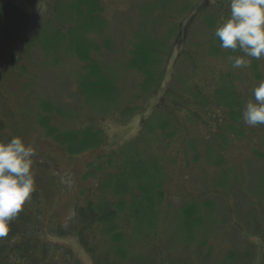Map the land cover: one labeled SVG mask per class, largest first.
<instances>
[{
	"label": "trees",
	"instance_id": "trees-1",
	"mask_svg": "<svg viewBox=\"0 0 264 264\" xmlns=\"http://www.w3.org/2000/svg\"><path fill=\"white\" fill-rule=\"evenodd\" d=\"M207 1L153 0L142 5L138 14L141 21L129 32L127 54L123 53L126 49L119 48L110 37H104L109 20L104 17L101 0H7L0 3V46L5 47L19 38L38 6L45 3L44 18H40L32 34L18 48L17 59L14 57L0 77V141L19 136L25 144H30L33 140L28 130L35 124L43 131L46 141L58 146L60 152L71 158L86 159L85 172L80 176L82 190L74 196L66 195L54 171L33 163L35 191L11 222L8 235L0 237V264H82L73 250L54 240L72 236L94 264H264L260 251L254 248L256 245L239 236L245 226L243 221L234 238L242 239L240 243H245V247L227 248L215 254V248L206 237L199 243L200 249L190 246L196 242L194 230L200 228L203 210L204 213L218 211L232 218L234 208L226 203L232 193L234 205L242 206L239 200L243 187L236 176L245 174L232 175L229 160L239 151L237 148L245 138L248 145H252L251 138L264 132V124L257 125V130L247 126L242 118L244 106L253 99L252 89L257 85L253 81L264 79V57L251 59L249 67L233 68L230 57L242 53L222 49L214 35L221 17L228 16L229 0ZM168 15L173 20L165 37L160 39L159 31L166 25ZM196 22L210 31L206 43L209 47L202 56L215 60L228 58L224 74H215L208 66L202 67L201 55L193 56L188 50L187 43ZM36 52L41 53L46 67H57L63 54L74 57L80 64L81 71L75 77L79 81L76 82L77 94L83 99L81 108L83 106L84 111L86 106L97 111L96 115L82 117L84 127H61V119H75L61 111L58 108L61 105L44 97L37 99L38 111L32 119L28 118L29 113L13 106L5 76L17 65L26 73V62L34 63ZM2 55L0 51V59ZM120 60H124L122 64ZM183 61L188 62L193 73L189 79L181 81L180 88L182 76L178 68ZM124 69L139 75L142 83L135 100H128L123 106ZM242 84L246 85L243 92L239 87ZM28 98L31 99L32 94ZM153 100H157L154 105ZM144 113L138 136L111 149L103 125L105 117L118 115L120 122L126 124ZM263 137L264 134L259 141L264 145ZM35 151L33 160L38 157V150ZM251 152L264 161V152L256 148ZM180 154L184 162H188L186 167L179 163ZM190 159L194 163L192 167L198 165V172L193 176L214 174L213 181L200 180L202 192L193 197L188 195L181 209L186 220V249L192 251L191 257L177 263L169 262L162 251L156 262L138 257L131 243H145L148 235L161 238L159 222L167 208L164 207L166 187L174 182L179 184L181 177L185 180L188 172L183 171L192 169H188ZM174 171L179 172L180 179L172 177ZM183 186L186 190L192 188L194 193L198 184L193 181ZM209 193L215 194V199L221 202L220 208L207 200ZM58 196L59 200L62 196L63 199L69 197L62 202L65 205L60 210L54 205ZM242 198L247 205L246 198ZM64 211L67 214L61 218ZM246 226L260 233L255 229L254 216L252 224L246 223ZM193 238L194 241H190Z\"/></svg>",
	"mask_w": 264,
	"mask_h": 264
},
{
	"label": "rangeland",
	"instance_id": "rangeland-1",
	"mask_svg": "<svg viewBox=\"0 0 264 264\" xmlns=\"http://www.w3.org/2000/svg\"><path fill=\"white\" fill-rule=\"evenodd\" d=\"M6 1L7 0H0V3ZM152 1L153 0H101V4L105 8L104 17L107 16L109 20L107 35L104 37H110L114 44L119 48L126 49L128 38L131 39L129 32H131V29L134 30L139 24V21H141L138 16L140 13V7L142 5L150 4ZM213 1L215 0H208L207 2L209 3ZM44 13L45 3H41L19 38L11 44L9 43L6 47L0 46V51L3 52L2 58L0 59V77L2 76L3 70L13 61L14 57L15 60L17 59L18 53L16 52L18 51V48L32 34ZM229 14L230 7L228 9V15ZM170 17L171 15L166 16V25L159 31L160 35L158 37L160 39L165 37L167 29L172 23L173 18ZM178 17L179 16H176L175 18ZM43 18L44 16L42 19ZM179 18L181 19L182 17ZM183 23L186 25L187 22L184 21ZM66 28H68V26ZM192 31L193 35L191 34L187 43L188 50L192 52L193 56L196 55V57H199L201 55L202 61H199V63L201 62L202 67L208 66L207 69H209V71H212L215 74H224L228 69V58L215 60L211 57L202 56L205 49L209 47V44L206 43L209 42L210 31L199 22H196L192 26ZM102 39L103 37L100 38V40ZM130 48L131 47H129V49ZM127 50L128 49L123 53L127 54ZM40 54V52L34 54V63L31 60H27L26 66H28V68L26 73H22L20 65H17L14 66L13 69H10L9 73L6 74L7 77L5 76V78L7 80L5 86H8L7 92L13 96V99L11 100L14 103L13 106L16 108L20 107L23 111L29 113L28 118L31 117L32 119L33 115L38 111L37 99L39 97H44L55 105H61L58 108L61 109V111L70 114V116L75 119L73 121H70L67 118L61 119V127L64 125H73L76 128L84 127L81 126L83 122L82 117L87 114L96 115L97 111H94L91 107L86 108V106H84V111L82 110L83 106L81 108L80 102L83 99L77 94L76 82L79 81L76 80L75 77L76 73L81 71L80 64L74 59V57L71 58L69 55L63 54L57 67H46L42 61V55ZM129 54L130 53H128V55ZM23 58L26 60V56H23ZM123 61L124 60H120V63L122 64ZM172 69L173 68L171 67L167 74L168 78L171 77ZM178 69L179 74L182 76L180 77L179 87L182 88L183 85L181 84V81L189 79L193 70L186 61H183ZM205 73H207L206 70ZM262 73L264 75V70ZM141 83L142 79L135 72L128 69L123 70V76L121 79V85L124 89L122 93L123 106L126 105L128 100H135V96L140 92ZM253 83L258 84L259 82L253 81ZM239 87L242 92L246 90L245 84H242ZM30 94H32L31 99L28 98ZM156 102L157 100H153L152 104L154 105ZM151 110L152 108L149 112H151ZM145 115L146 113L138 114L126 124L120 122L121 120L118 115H112L110 118H107L106 116L103 125L105 127V133L108 136L109 147L111 149L119 148L138 136L140 122ZM54 124L58 125V123L55 122ZM256 127L257 126L250 128ZM28 131L30 133V138L33 140L30 144L38 150V157H35L33 163L37 166L39 165L43 168L47 167L54 171L58 179L62 182L66 195L74 196V194L80 193L82 190L80 186V176L85 172L86 159H80V157L71 158L60 152L58 146L46 141L43 131L35 124L34 127L30 128ZM263 134L259 133L258 135L253 136L251 138L253 141L252 145H248L246 141L247 138H245L241 147L237 148L239 151L235 153L234 156H231L229 160L228 167L232 170V175L236 174V172L245 174V176L239 175L243 178L236 176L238 184H241L243 187L239 200V203H243L242 206L237 208L238 204L237 206L234 205L235 197L232 193L226 199L227 205H231L232 208H234L232 218H230V216H224L218 211L204 213L203 210V216H201L203 220L200 228L197 227V229L194 230L196 242L190 245L192 249H195L196 246L200 249L201 245L199 243L202 241L203 237H206L208 241H210L209 244L215 248V254H218L221 250L227 248H230V250H237L240 248V245L245 247V243H240L242 239L236 240L234 238V236H236L235 233L238 225L243 221L245 222V226H242V231L239 232V236L247 242L254 243L256 245L254 248H257V250L260 251L261 257L264 258V242H262L264 236L263 238L261 237L264 232V161L257 159L251 152L254 148L261 151V153L264 152V145L259 141ZM189 162L191 165H189L190 167H188V169L194 164L191 159ZM179 163L182 164L183 167H186L188 163L187 161L184 162V158L181 154L179 155ZM197 167L198 165H194L192 169L183 171V173L188 172V176H186L185 180H182L181 176V179L178 177V171L171 173L172 177H178L181 181H179L180 185L177 184V182H174L169 188L166 187L167 197L165 199L164 207L167 208L163 211V215L159 222L162 236L159 239H154V236L148 235L146 236L147 242L145 243L139 241L132 242V248L134 249V253L137 252V256L139 255L138 257H144L151 260V262H156L157 255L160 251L164 253L169 262L174 263H177L178 260L183 261L186 260V258L191 257L192 251L186 249V243L188 242L187 228L185 225V216L181 209L183 205H185L184 202L188 195L191 194V197H193V194H200L202 192V181H206L207 179L214 180V174L211 172L201 178L193 176L198 172ZM38 170L40 172V169ZM111 171H114V169ZM193 181L198 184L194 193L192 188L186 190V186H183L191 184ZM214 195L215 194L213 193H209L207 200L213 203L216 208H220L221 202L218 198L215 199L216 196L214 197ZM68 196H65L64 199L62 196L61 200H59V196L55 199L54 205H56L57 210H60L62 206L65 205V203L62 202L66 201ZM242 196L246 198L247 205L243 201ZM214 205H212L211 208H214ZM66 214L67 212L64 211L61 214V218H65ZM253 216L256 221L255 229L259 230L260 233H256L253 229L246 226V223L252 224ZM196 226H199V224ZM206 231H209V233L207 234ZM54 240L73 250L74 254L82 264H94L91 257L83 249L76 237H56ZM190 241H194V238ZM169 255L172 256V260L169 258ZM215 256L217 257V255ZM212 261L215 262L216 258H213Z\"/></svg>",
	"mask_w": 264,
	"mask_h": 264
},
{
	"label": "clouds",
	"instance_id": "clouds-1",
	"mask_svg": "<svg viewBox=\"0 0 264 264\" xmlns=\"http://www.w3.org/2000/svg\"><path fill=\"white\" fill-rule=\"evenodd\" d=\"M230 14L221 17L214 35L220 47L242 55L230 57L233 68H246L251 59L264 57V0H229ZM253 99L242 111L249 127L264 124V79L252 89ZM33 145L19 136L0 141V237L10 232L11 222L22 212L35 191L32 171Z\"/></svg>",
	"mask_w": 264,
	"mask_h": 264
}]
</instances>
